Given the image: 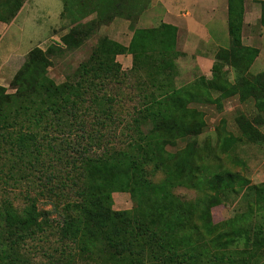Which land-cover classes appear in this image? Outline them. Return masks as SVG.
Segmentation results:
<instances>
[{"label": "trees", "instance_id": "16d2710c", "mask_svg": "<svg viewBox=\"0 0 264 264\" xmlns=\"http://www.w3.org/2000/svg\"><path fill=\"white\" fill-rule=\"evenodd\" d=\"M62 1L72 22L61 40L64 48L31 50L11 82L14 93L0 87V159L32 165L39 156L43 160L53 154L68 165L61 178L60 245L49 255V264H264V182L251 185L225 171L203 178L205 168L196 164L197 138L206 123L203 113L190 107L220 105L234 97L243 104L253 102L257 114H239V136L225 138L222 147L228 152L241 142L264 145L259 128L264 125V72H249L260 51L242 41L244 0H228L230 46L216 53L212 77L200 76L181 88L175 86L176 61L182 56L177 29L167 24L137 27L150 0ZM23 5L24 0H0V22L10 23ZM116 19L130 22L128 46L101 37L73 80L58 85L49 76L56 51L79 49ZM259 24L264 27V13ZM121 55L132 57L130 72L140 78L143 99L130 128L129 148L91 155L89 149L74 147L77 157L69 155L71 146L55 150L50 130L70 134L99 103L85 97L96 90L95 81L126 76L117 61ZM227 67L234 70V81L223 73ZM93 115L113 120L106 110ZM179 141L186 143L184 148L168 150ZM177 187L194 189L199 196L185 200L174 193ZM114 193H128L133 208L115 210ZM232 194L245 207L225 222L230 232H219L212 211ZM26 201L20 211L9 202L0 208V264H34L23 252L25 244L52 228L35 197L28 195ZM240 222L249 225L236 229Z\"/></svg>", "mask_w": 264, "mask_h": 264}, {"label": "rangeland", "instance_id": "374dc122", "mask_svg": "<svg viewBox=\"0 0 264 264\" xmlns=\"http://www.w3.org/2000/svg\"><path fill=\"white\" fill-rule=\"evenodd\" d=\"M64 13L62 0H24L23 7L10 23L0 22V87L7 89L8 93H14L11 82L31 50L39 48L45 51L49 47L64 48L62 37L72 26L71 19ZM150 26L151 23L146 17L142 22L139 20L137 25V27L146 28ZM101 37H108L124 46L130 43V33L126 26H120L119 29L112 28L111 24L103 26L86 39L79 49L63 54L61 51H56L51 58L49 76L58 85L69 79L73 80L74 74L80 65L89 59L93 47ZM223 45L228 48L230 38ZM127 56L117 57L122 72L126 73L125 77L120 76V81L97 79L96 90L85 96L96 97L99 103L92 106V112L83 114L80 118L82 125H78L70 134L50 130L55 150L71 146L68 150L69 155L77 157L72 149L74 147V150L79 151L89 149L88 153L91 155H100L111 148H129L132 136L130 128L133 127L135 113L141 108L143 99L140 78L130 72L132 57L130 56L128 60ZM262 60L264 59L255 60L249 71L250 74L264 72ZM176 65V88L186 87L199 79V73H189L178 60ZM224 72L230 81H234L236 74L233 69L227 67L223 69ZM211 77L212 74L207 78ZM147 89L150 91L152 88ZM210 96L216 98L218 94L212 93ZM89 104L92 105V103ZM190 107H196L201 111L206 123L205 131L197 138L200 159L196 164L205 168L203 178H210L216 172L225 171L249 180L251 185H261L264 182L263 144L241 142L228 152H225L222 147L225 138L231 135L239 136L236 126V117L239 114L244 113L249 116L257 114L254 103L243 104L234 97L221 101L220 105L195 103ZM100 109L112 113L113 120L102 121L96 118L93 114ZM259 128L264 134V125ZM40 132L41 135L44 134L42 130ZM185 145L184 141H179L177 147L167 148L175 152L184 148ZM38 158L37 162L32 161V165L27 161L8 163L7 159H0V208L4 202H9L20 211L27 205L28 195L35 197L38 210L46 213L52 228L47 227L35 239L28 240L23 252L34 264H49V255L53 254L60 245L57 229L60 221L59 213H61V178H66L64 169L68 165L66 162L61 163L56 160L53 154L50 158L44 156L43 160L40 156ZM174 193L188 201L199 196L198 191L185 187H177ZM113 198L114 209L117 211L131 210L134 206L128 193H114ZM242 204L241 197L232 194L224 204L213 209V221L219 226V232H230L231 228L228 229L225 222L245 207V203ZM248 225L246 222H240L236 225V229L246 228Z\"/></svg>", "mask_w": 264, "mask_h": 264}, {"label": "crops", "instance_id": "0c3cea01", "mask_svg": "<svg viewBox=\"0 0 264 264\" xmlns=\"http://www.w3.org/2000/svg\"><path fill=\"white\" fill-rule=\"evenodd\" d=\"M244 4L242 41L245 46L259 49V61L264 59V27L259 24L264 13V0H244ZM144 17L151 23L149 28L167 24L177 29V50L182 54L178 62L191 74L199 73L207 78L216 53L227 48L223 43L230 38L228 0H150L140 22ZM129 25L123 19L111 23L116 29L126 26L131 41L133 32Z\"/></svg>", "mask_w": 264, "mask_h": 264}]
</instances>
